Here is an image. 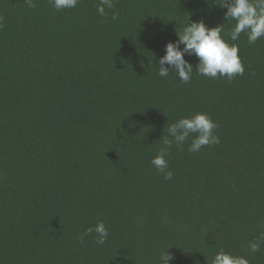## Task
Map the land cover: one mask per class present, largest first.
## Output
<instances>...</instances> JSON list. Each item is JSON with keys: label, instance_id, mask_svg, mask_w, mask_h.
Returning <instances> with one entry per match:
<instances>
[{"label": "trees", "instance_id": "obj_1", "mask_svg": "<svg viewBox=\"0 0 264 264\" xmlns=\"http://www.w3.org/2000/svg\"><path fill=\"white\" fill-rule=\"evenodd\" d=\"M99 2L0 0V264H161L167 249L170 264L221 249L264 264V244L249 251L264 232V37L232 41L218 0H114L106 16ZM201 20L238 45L244 74L199 75L186 54L190 82L161 77L165 45ZM197 112L220 143L173 145L165 180L151 160ZM99 221L103 245L85 235Z\"/></svg>", "mask_w": 264, "mask_h": 264}, {"label": "clouds", "instance_id": "obj_2", "mask_svg": "<svg viewBox=\"0 0 264 264\" xmlns=\"http://www.w3.org/2000/svg\"><path fill=\"white\" fill-rule=\"evenodd\" d=\"M49 4L56 10L75 9L80 0H48ZM24 3L34 8L35 0H24ZM220 7H226V20H235V26L230 32L232 41H236L242 32L247 33L249 44H254L258 39L264 37V0H218ZM114 0H100L97 12L106 16L105 8L114 9ZM111 18L116 20L118 13L113 12ZM2 22V18H0ZM222 25L209 28L202 20L187 22L178 33V40L168 42L165 45V55L159 59L158 74L167 77L170 72L177 73L183 83L190 82L193 74V66L184 57L195 55L198 59L196 72L209 78L226 77L229 82L237 75H243L245 68L241 62L239 47L237 44L226 42L221 33ZM183 45V48L180 46ZM169 65V67H165ZM171 69V70H170ZM218 124L212 120L209 114L197 112L191 117L181 118L168 126L166 135L163 137V146L158 150L156 156L151 160L152 166L165 180H171L173 173L169 170L166 156L175 145L181 147L184 142L193 136L189 152H198L203 146H211L220 143L214 129ZM96 233L95 243L103 245L106 243L109 230L103 221L95 226L89 227L85 235ZM249 243V251L257 252L264 244V232H261L255 240ZM174 255L168 251L160 256L161 264H170ZM211 264H249L244 256H235L221 249L212 259Z\"/></svg>", "mask_w": 264, "mask_h": 264}]
</instances>
